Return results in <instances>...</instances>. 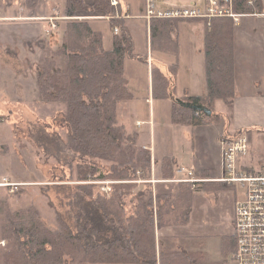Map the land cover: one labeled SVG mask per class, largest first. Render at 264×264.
Wrapping results in <instances>:
<instances>
[{"label": "trees", "instance_id": "trees-1", "mask_svg": "<svg viewBox=\"0 0 264 264\" xmlns=\"http://www.w3.org/2000/svg\"><path fill=\"white\" fill-rule=\"evenodd\" d=\"M65 1L63 12L68 18L60 51L68 64L60 68L51 60L45 62L38 74V87L42 101L65 104L60 122L66 128L65 145L73 154L68 162L70 178L76 175L81 198L91 200L75 213L74 224L57 215L59 225L55 230L41 220V212L35 206L8 210L0 235V241H6L0 264H217L206 263L185 248H160L158 252L157 229L189 223L197 188L193 183L179 182L175 193H155L152 184L145 182V188L134 193L137 183L131 181L150 179L153 162L151 151L139 146V134L128 132L117 114L118 103L133 98L125 77V61L135 55L126 18L110 19L119 32L115 34L113 48L106 49L102 34L92 27L91 19L78 16L111 17V1ZM39 2L24 0V6L31 10L29 16H37ZM233 9L250 12L263 7L258 0H233ZM202 21L206 24L208 94L181 100L206 106L212 114L184 107L173 98L175 123L194 126L218 122L222 114L214 108L216 100L232 103L237 96L236 22L231 17L214 18L209 24ZM179 22L153 19L150 25L152 47L175 55L177 60ZM170 70L175 74L178 62ZM153 72L155 97L170 98L169 78L158 67ZM241 131L227 139L236 138ZM102 161L110 164L106 171L98 165ZM161 176L174 178L173 159L162 162ZM92 179L130 182L113 183L111 193H106L97 183H89ZM8 189L10 195L20 193ZM222 247L225 254L235 252V238L225 236Z\"/></svg>", "mask_w": 264, "mask_h": 264}, {"label": "rangeland", "instance_id": "rangeland-1", "mask_svg": "<svg viewBox=\"0 0 264 264\" xmlns=\"http://www.w3.org/2000/svg\"><path fill=\"white\" fill-rule=\"evenodd\" d=\"M197 1L170 0L173 4H195ZM63 2L40 0L37 8L42 18H36L29 16L31 10L24 6V0H0V235L8 210L17 211L35 206L41 212V220L55 230L59 225L57 215L74 224L75 213L91 200L89 197L86 200L81 198L77 188L80 181L76 175L70 178L68 162L73 154L65 145L66 128L60 122L66 109L65 104L42 101L38 87V74L45 62L51 60L54 66L60 68L68 64L67 57L60 51L68 18L63 16ZM120 3L123 9L126 10L127 5L130 9L131 16L125 22L134 41L135 55L127 57L125 61L126 75L132 82L130 88L145 103L148 95L155 97L153 69L158 67L159 58L172 60L169 57L173 54L152 47L151 32H147V20L143 17L145 0H120ZM200 4L205 5V0H200ZM90 17L102 16H78L80 19ZM179 20L181 27L189 24L203 30L204 23L200 18ZM90 23L94 29L100 30L104 48H111L116 34L111 21L100 19ZM199 57L204 62L202 50ZM179 59L176 58L175 63L179 64ZM158 68L165 74L162 65ZM136 72H139V77L135 76ZM133 86H136V90ZM222 103L225 108L227 102L216 100V108ZM148 115L146 108L140 116L148 120ZM148 123L139 129L148 128ZM215 123V127L224 135H235L230 119L225 114ZM252 129L251 154L256 152L259 156L258 164L264 166V130L256 127ZM199 136L200 130L195 137L193 153L198 159L205 154L202 148L204 139ZM176 163L188 167L182 159ZM98 165L104 171L110 167L104 161ZM89 181L100 185L106 193H111L113 183L130 182L115 179ZM144 183L135 184L134 193L144 189ZM178 184H157V193H175ZM9 187L19 191V195H10ZM196 188L189 223L172 225L175 227L169 237L177 244L175 251L193 242L189 236L198 235L200 244H195L197 247L193 253L204 262L239 264L234 252L225 254L222 241L226 235L233 233L234 205L243 194V188L238 183L232 185L212 181L198 183ZM153 190L156 191L154 187ZM160 230L157 229L156 233ZM5 245L6 241H0V261Z\"/></svg>", "mask_w": 264, "mask_h": 264}, {"label": "crops", "instance_id": "crops-1", "mask_svg": "<svg viewBox=\"0 0 264 264\" xmlns=\"http://www.w3.org/2000/svg\"><path fill=\"white\" fill-rule=\"evenodd\" d=\"M65 4L66 1L64 0L63 10ZM122 10L125 14L129 15L126 19L130 18L131 14L128 5L126 10L123 7ZM36 18H42L38 13V8ZM89 19H91V22L108 18L91 17ZM203 23L204 27L201 31L189 24L182 27L179 25L177 36L180 45V63L178 64L179 69L175 74L170 70V66L176 61L174 55L169 57L172 60H167V58L164 59L163 57H160L158 60L160 62L158 67L160 65L164 67V70H166L165 75L170 80V98L161 99L148 95L145 97L146 101L144 103L141 97L130 88L132 82H130V79L126 75L125 68L128 89L132 93L133 98L124 99L118 103V119L126 126L128 132H137L139 134L138 143L140 147L151 151L153 164L150 177L151 181L149 182L153 184L156 190L155 193H157V184L174 183V181H161L166 180L162 179L161 176L162 162L169 158L173 159L175 163L174 178L179 177L177 176L178 168L194 170L198 178L207 179L206 181L208 182H217L216 179L222 174V149L223 143L228 136L224 135L215 127L214 124H216V121H209L206 124L194 126L175 123L173 121V98L185 99L190 96H206L208 94L204 54L206 24L204 21ZM53 25L56 27L55 23ZM150 25L151 23L148 24L146 21V30L148 33H150ZM112 48L113 46L106 49ZM201 50L203 51L204 62L199 60L201 58L199 57ZM135 76L139 77V72H136ZM235 77L237 88L235 100L232 103H227L225 108L223 103V108L222 105L216 108L217 103H214L215 110L229 117L231 122L230 126L234 130L233 134H236L241 129H248L252 133V127L264 130V17L246 16L242 17L239 22H236ZM133 89L136 90V86H133ZM146 108L149 112L147 116L148 120L140 116ZM135 119L136 121L134 122ZM144 123H148L149 127L139 129ZM199 130V137L204 139L202 148L205 150V156L203 155V157L201 156L198 159L193 153H195L194 149L196 147L195 137ZM178 159L187 162L186 165L188 167L176 163ZM198 166L199 168H197ZM174 227H164L158 232V252L160 248L169 251H175L177 248V244H174V241L169 237ZM230 236H233V233ZM189 237L193 239V242L186 244L188 247L183 248L193 252L197 247L195 244H200L198 241L199 236L192 235Z\"/></svg>", "mask_w": 264, "mask_h": 264}, {"label": "built area", "instance_id": "built-area-1", "mask_svg": "<svg viewBox=\"0 0 264 264\" xmlns=\"http://www.w3.org/2000/svg\"><path fill=\"white\" fill-rule=\"evenodd\" d=\"M112 16L127 18L119 0H110ZM252 2V1H251ZM262 10L253 12H236L233 0H205V5L198 0L195 4H173L170 0H145L143 17L150 24L153 19H187L200 18L210 21L214 18L231 17L239 22L242 17H264V0H258ZM55 27V25H54ZM119 32V28H114ZM257 153L251 154L248 129H242L234 139H226L222 149V174L216 180L227 184H240L243 194L236 200L234 210V232L236 242L234 257L239 264H264V166L258 164ZM255 161V163H253ZM179 176L161 181L190 182L196 186L203 178H198L194 170L178 168ZM207 180V179H205ZM150 179L139 178L131 182H149ZM110 189V188H108Z\"/></svg>", "mask_w": 264, "mask_h": 264}, {"label": "water", "instance_id": "water-1", "mask_svg": "<svg viewBox=\"0 0 264 264\" xmlns=\"http://www.w3.org/2000/svg\"><path fill=\"white\" fill-rule=\"evenodd\" d=\"M174 99L177 102H179L184 107H189V108H192V109H195V110L205 111L209 115L212 114V111L206 106L198 105V104H195V103L186 102V101H183V100L177 99V98H174Z\"/></svg>", "mask_w": 264, "mask_h": 264}, {"label": "bare ground", "instance_id": "bare-ground-1", "mask_svg": "<svg viewBox=\"0 0 264 264\" xmlns=\"http://www.w3.org/2000/svg\"><path fill=\"white\" fill-rule=\"evenodd\" d=\"M204 181H206V180L204 179ZM204 181H199V183H202V182H204Z\"/></svg>", "mask_w": 264, "mask_h": 264}]
</instances>
